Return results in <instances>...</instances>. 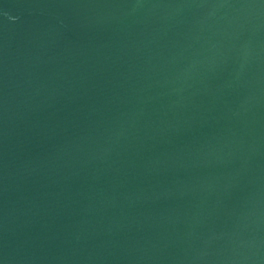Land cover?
<instances>
[{"label": "water", "instance_id": "water-1", "mask_svg": "<svg viewBox=\"0 0 264 264\" xmlns=\"http://www.w3.org/2000/svg\"><path fill=\"white\" fill-rule=\"evenodd\" d=\"M0 264H264V0H0Z\"/></svg>", "mask_w": 264, "mask_h": 264}]
</instances>
